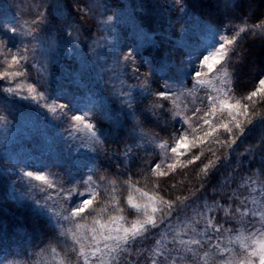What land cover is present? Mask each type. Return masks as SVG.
Instances as JSON below:
<instances>
[{
	"label": "rangeland",
	"instance_id": "374dc122",
	"mask_svg": "<svg viewBox=\"0 0 264 264\" xmlns=\"http://www.w3.org/2000/svg\"><path fill=\"white\" fill-rule=\"evenodd\" d=\"M141 2L142 0H79V4L84 7L87 14L74 13L70 18L71 28L66 29L61 25L59 28L48 27L45 31H40V26H37L39 40H32L31 43H27L30 37H10V41L17 45L20 39H24V47L30 49L25 53L26 67L20 69L25 71L26 75L10 76L0 81V169L8 172L10 176V194L15 202L19 197H25V203L28 205L26 208L31 210L32 198L42 201L46 199L47 206L53 210H61L70 206L63 202L67 189L75 188L78 192L89 191L88 185L81 182L88 179L90 163L95 155L91 153L93 147L90 133L82 124L72 121L71 116L84 114L80 112L81 109L87 110L89 105H96L95 110L85 116L86 122L95 124V130L103 138L102 144L94 146L98 156L96 161L98 168L92 176V181L95 182L94 187L99 193L94 204L103 201V205L107 206L109 202L115 205L116 201H119V206L126 211L124 213L117 210L106 213L94 212L87 219L67 223L66 235L61 236L57 231L61 243L76 249L73 252L80 264H83V258L78 257L80 245L74 243L72 232L82 239L85 253L94 250L97 244L104 249L105 241L101 233L108 235L111 231V234L116 236L117 229L121 225L128 227L129 222L142 217L145 206L148 212H151L153 207L159 206L160 199L145 191L141 187L143 184L133 183L137 182L138 178L132 179L131 173L128 175L129 165L133 160L144 164L151 171L158 163L161 165L160 170L166 171L167 166L172 163L178 162L177 166L186 165L189 159L186 156L199 154L209 146L221 147L216 143L200 144L197 140L198 147L192 152L178 156L171 151V148L175 147L174 127H171L169 134L165 133L163 136L160 133L154 134L155 127L171 126L169 124L173 123L177 111L181 112L178 118L181 121L188 117L194 120L195 108H199L200 115L204 116L206 112L211 111L212 101L208 99L209 96L218 98L217 105L220 100L227 99L228 103H234L235 99H239L234 94L228 64L218 65L217 70L212 73H208L207 69L198 64V58L211 50L209 44L214 46L220 42L219 35L224 34L222 31L218 32L214 39V29L192 13L185 18L182 17L177 9L169 6V0L148 1L147 6L150 7H145L143 10L140 8ZM56 3L57 0H0V14L9 20L12 19L18 29L27 32L34 19H39L40 16L51 19L52 13L59 16L61 14L59 8H54ZM145 12L153 14V22L147 24L144 21L142 14ZM108 16H112L113 19L108 21ZM138 24H143L145 30L155 34L154 47L141 50L144 35L136 30ZM65 31H70L71 36L64 35ZM128 50L133 51L135 64L140 70L139 74L147 76V83L143 79L137 80L129 63L123 60V55ZM13 52H16V49H13ZM16 54L19 55V52ZM189 54L193 58L190 66H188ZM11 55L12 53L6 51L0 52V73L17 70L15 65L10 67ZM143 59H149L154 69L143 64ZM182 68H186L184 72L180 71ZM197 70L204 73L200 78L204 80L203 84L191 78ZM150 71L153 75L148 76ZM48 73H51L50 78ZM163 79H167L166 82L175 89L173 97L162 102L170 111L166 109L159 119L151 118L150 122L153 124L147 123L144 120V111L157 98L146 97L144 90L145 88H150L152 92L159 90L165 83ZM30 86L36 89L32 93L28 92ZM8 87L16 88L18 92L8 93L6 91ZM121 91L132 93L137 116L142 121L140 126H137L132 119L126 120L124 113L126 110L120 103ZM31 96H35L36 99L32 100ZM24 97L29 98L24 99ZM60 104H65L66 107L59 109ZM51 107H57L58 111L52 113L49 111ZM206 118L210 119L217 128L221 122H227L229 119L227 110ZM189 123L197 128V132L191 134L188 125L182 124V127L188 130L190 141L203 136L201 126L203 130H208V126L203 125V120L198 124L193 121ZM108 125L114 130H110ZM117 129L122 131L121 134L126 136L124 140L127 141L118 152L113 147ZM141 129L147 133V139L140 135ZM217 135L223 140L227 134L220 129ZM206 139L212 140V138ZM161 144H165L166 147L161 148ZM250 145L252 144L248 143L239 152L231 154L229 149L225 148L226 155L233 161L234 169L228 171V167H224L221 172H225H220L219 182L214 190L201 198L184 203L158 231L154 230L153 236L136 243L129 250V258L139 260L141 264H148L152 251L165 248L179 249V253L172 252L177 264H219L220 257L209 247V243L219 244L221 249L234 250L224 253V259L235 262L244 256L241 242L236 241V237L240 233L245 237L249 236L250 229L244 227L247 218L241 223L239 213L232 218V208H235L240 201H245L248 207L252 208L254 197L259 199V206L264 207V172H257L256 169L260 167L255 165V168L251 169V164H248L247 160V157L253 156L255 150L264 154V149L258 147L254 152L249 153ZM126 146L132 148L127 161L123 156ZM21 170L42 171L52 187L41 181L23 177ZM121 173L123 178L118 176ZM253 180L255 184H252ZM33 185L35 187H32ZM253 187L255 191L252 190ZM113 196L116 201L112 200ZM129 197L134 204L141 206L139 212L128 205ZM149 197L153 200L150 201ZM229 197L232 199L229 200ZM72 199L78 202L80 197L73 196ZM216 202H219L223 208H215ZM206 204L213 207L212 212L207 211ZM229 204L232 208H228ZM175 214H181L177 215L180 221ZM120 215H125L127 222L125 220L111 222V217ZM156 216L159 219V213ZM212 216L215 217L214 227L223 225V229L220 232H209L208 235L212 236L209 242L198 234L205 231L206 220ZM101 225L105 227L101 228ZM255 226L260 228L261 224L257 222ZM93 229L96 231L94 232ZM94 235L97 237L96 241L92 240ZM191 238L201 239V244L180 243L181 240L187 242ZM152 239H156L155 243H152ZM253 239H261V237L257 235L244 243L251 244ZM107 243L113 244L114 241ZM90 245L92 247H89ZM187 248H191L196 253L195 258L187 259L192 256V253H187L185 260L181 261L180 256L185 255ZM58 251L48 249V252L43 256H37L32 263L11 259L3 262L4 264H37L38 262L68 264ZM99 255L100 253H97V256ZM91 264H100V262L93 257Z\"/></svg>",
	"mask_w": 264,
	"mask_h": 264
},
{
	"label": "snow or ice",
	"instance_id": "6c2138e0",
	"mask_svg": "<svg viewBox=\"0 0 264 264\" xmlns=\"http://www.w3.org/2000/svg\"><path fill=\"white\" fill-rule=\"evenodd\" d=\"M224 4L228 7H239V0H224ZM169 6L177 9L182 17H186L187 15H191L189 9L188 0H169ZM54 8H59L60 15L57 16L52 13V18L48 19L47 16H40L39 19H34L27 32H24L17 28V25L13 23L12 19L9 20L6 16L0 14V52H8L12 53L11 55V64L10 67L15 65L17 66L16 71H5L0 73V81L5 80L8 77H22L25 76V71L20 69L26 67V55L25 53L29 52L30 49L24 47L25 40L20 39L19 45L13 44L10 41V37H30L27 40V43H31L32 40H39L38 33L36 31L37 26H40V31H45L48 27L59 28L63 25L66 29L71 28L72 25L70 23V18L74 13L80 12L87 14L84 11V7L79 4V0H57ZM200 21L209 25L212 29L215 30L214 39L220 30L211 22L210 19L196 17ZM113 19L112 16H108L107 20L111 21ZM136 30L138 32H142L144 35V44L141 50L146 48H152L155 46V34L150 31L145 30L143 24H138ZM7 34V35H6ZM70 31H65L64 35L71 36ZM243 34V35H242ZM246 36H254L261 37L264 40V21L262 23L254 26H249L247 28H240L238 32L234 35L230 32L228 34H220L219 35V43L212 46L211 50L206 54L199 57V65L203 68L207 69L208 73H212L217 70V66L231 63L234 58L243 59V52L240 49V42ZM139 45V41H137ZM13 49H16V52H19V55L16 52H13ZM21 49H23L21 51ZM123 60L129 63L131 70L137 80H145L147 83V76H141L139 67L135 64V57L132 50H128L123 55ZM193 62L192 56L189 54L188 57V66ZM143 64L150 66V68L154 69L151 61L149 59H143ZM186 68H182L180 71L184 72ZM47 71V69H44ZM50 74L48 73V77L50 78ZM153 75V72L150 71L148 76ZM204 75L200 70L195 71L191 78H195L197 83L203 84L204 80L200 79ZM165 80V83L162 87L152 92L150 88H145V96H155L157 99L153 100L152 103L145 109L144 111V120H150L151 118L159 119L161 114L167 109L166 104L162 103L163 101H167L173 97L175 89L172 85H169ZM36 89L33 87L28 88V92L32 93ZM8 93L16 94L18 89L13 87H8L6 89ZM120 95V103L125 108L126 120L132 119L137 126H140L142 123L140 117L137 116L136 113V105L134 103V97L131 92L121 91ZM15 97V95L13 96ZM29 97H24V99H28ZM32 100H35V96H31ZM209 100L212 101L211 111L206 112L204 116L200 115V109L195 108L193 110V120L192 117L185 118L183 121L178 118L181 116V112H175L173 123L175 125L173 129V136L175 139V147L171 148V151L178 156H183L186 152H192V150L199 145L197 144V140L200 144H209L216 143L221 145L222 148L229 149V154L234 153L236 149L237 143L241 140V138L245 137L251 130L258 124H264V77L258 79V83L254 86L253 90H251L246 96L235 99L234 103H228L227 99L220 100L219 105H217L218 98L215 96H209ZM175 103V101H173ZM204 103V101H201ZM207 107V105H205ZM59 109H64L66 107L65 104H60ZM96 105H89L87 110L81 109L80 112L84 114H73L71 116V120L78 122L83 125L84 129H87L90 133V141L91 146L93 147V151L91 153L95 154L92 162L90 163L91 167H89V175L86 181H82V184H87L89 191L88 192H78L75 188H69L66 190V196L63 197V202L68 203L70 206L67 208H62L61 210H53L50 206H47V200L44 199H31V210L33 215H35L38 219L46 218L45 227L50 229H54L60 232L61 236L66 235L65 225L67 223L76 222L79 220L87 219L88 216H91L94 212L106 213L110 210H117L121 213H124L126 210L119 206L120 202L116 201L115 196L112 197L113 201H116L115 205L111 202L107 206L103 205V201H99L97 204H94V201H97V197L99 193L96 191L94 187V181H92V176L95 175V171L98 168L96 163L98 156L95 152V145L102 144L103 138L98 135V132L95 130L96 125L93 123L86 122L85 116L94 111ZM261 109L257 111V109ZM170 111V109H167ZM224 110H227L228 121L221 122L219 124V128L212 124V121L206 118L209 115H215L217 112L223 113ZM52 113H56L58 111L57 107H51L49 109ZM203 120V125L208 126V130H203L201 126V131H203V136L196 137L193 140H189L188 138V130L182 127V124H187L188 128H190L191 134H195L197 132L196 127H192L189 121H193V123H197ZM223 129L224 133L227 135L223 140L218 138L219 130ZM184 133V134H181ZM140 135L147 139V133H144L141 129ZM170 138H172L170 136ZM206 138H212L211 141ZM261 144H264V138L261 141L257 142L256 145L249 146V153L254 152V150L260 147ZM85 145L82 142V147ZM161 148H165V144L160 145ZM184 150V151H181ZM107 151V150H105ZM209 152L212 156L216 157L215 160L206 158L207 163L203 164L201 169L204 174V180L201 182V188L208 184L211 178L214 177L215 171L219 168L220 162L222 160L226 161L227 157L224 156H216V151L209 148ZM132 153L131 147H125L123 150V156L126 161L130 158V154ZM115 155V153L113 154ZM204 153L201 152L199 154L193 153L189 159L187 160V164H193L196 161H201L202 157H204ZM252 157L250 156V160ZM178 163V162H177ZM177 163L169 164L167 167L169 170L175 171L177 168ZM184 165V167L187 166ZM261 167L256 169L257 172H264V156L260 159ZM161 165L155 164L152 171L159 177H163L167 175V172L164 170H160ZM21 175L29 180L41 181L44 184L52 187L51 182L48 178L43 174L42 171H24L21 170ZM252 184H255V180L252 181ZM32 187H35L34 185ZM31 190V188L29 189ZM139 191V189H136ZM255 191L256 189L253 187L252 189ZM41 191H43L41 189ZM143 195H147V193H143ZM73 196L80 197L79 201H75L72 199ZM232 198L229 197V200ZM25 197H19L16 199L17 206L21 209L26 208L28 205L25 203ZM149 200L152 201L153 198L149 197ZM188 200L187 196L183 198L181 196H176L175 199H165L163 196L160 198L159 206L153 207L151 212L147 211V206H145L143 210L142 217H138L133 221L129 222L128 227H123L122 225L117 229V235L113 236L111 231H109L108 235H104L101 233V237L105 241L104 249H101L98 244L94 247V250L85 253L84 244L82 239L76 236L75 232H72V239L75 244L80 245V250L78 253V257L83 258V264H91L92 258L96 257L100 264H141L139 260L130 259V249L138 243L140 240H147L149 237L155 234L154 230L158 231L163 224H165L169 217H171L177 210L178 205H183L185 201ZM128 205L131 208L135 209L137 212L141 210V206L138 204H134L132 202V198L129 197L127 201ZM253 207L249 208L245 201H240L235 208H232V205L229 204L228 208H232V218H235V215L239 213L241 217V223H244V218H247V223L244 224L245 228L250 229L249 236L245 237L243 233H240L236 237V241L241 242L242 251L245 253L239 260L233 261L231 259H224V253L231 252L234 250L229 249H221L219 244H211L209 243V247L214 250L215 254H218L220 257L219 264H256V259L258 258V264H264V207L259 206V199L253 198ZM119 206V207H117ZM205 208L208 212L213 211V207L209 205H205ZM215 208L221 209L223 208L219 202L215 203ZM243 209V211H241ZM227 211V209H224ZM159 213V219L156 214ZM202 215V214H201ZM111 222L115 223L117 220H126L125 215H120L118 217H111ZM215 217L212 216L206 220V229L204 232L199 233L198 235L202 237L205 241H211L212 236L208 235L209 232H220L223 229V225L219 227H214ZM98 222V221H96ZM259 222L261 224L260 228H256L255 224ZM77 227L79 225L77 224ZM105 227V225H101V228ZM36 230H39V226H37ZM95 232L96 230L93 229ZM123 233L120 235L119 233ZM261 237V239H253L251 244L244 243L245 241L252 239L256 236ZM0 239H2V234H0ZM93 241L97 240V237L94 235L92 237ZM107 241H114L113 244L107 243ZM159 243V242H158ZM181 244H201V239L191 238L187 242L184 240L180 241ZM89 247H92L91 245ZM106 249V251H105ZM251 249V251H249ZM74 252L75 248L72 249ZM55 251V249H53ZM175 251L179 253V249H165L160 248L159 250L152 251L150 257L148 258V264H177L176 259L172 256V252ZM97 253H100L97 256ZM126 253L128 255H126ZM187 253H192L191 257H187V259L191 260L195 258L196 253L193 252L191 248H187L184 256H180V260L184 261ZM207 256L208 253L206 252ZM0 264H4L3 260L0 259ZM69 264H79L77 257H72L69 259Z\"/></svg>",
	"mask_w": 264,
	"mask_h": 264
},
{
	"label": "trees",
	"instance_id": "16d2710c",
	"mask_svg": "<svg viewBox=\"0 0 264 264\" xmlns=\"http://www.w3.org/2000/svg\"><path fill=\"white\" fill-rule=\"evenodd\" d=\"M148 1L151 0H142L140 4L142 10L148 7ZM188 2L192 14L210 19L224 34L231 32L234 35L242 27L247 28L252 26L254 28L255 25L264 21V0H239L240 6L235 8L226 6L224 0H188ZM152 16L153 14L150 12L149 14L147 12L142 14L147 24L150 21H154ZM240 49L243 52V59L234 58L227 65L232 79L234 94L239 99L253 90L259 78L264 77V40L261 37L246 36L240 42ZM260 110L259 108L257 109V111ZM150 121L151 119L146 122L153 124ZM169 125L171 126L162 125L161 128L156 126V130L153 131L154 134L160 133L162 136L165 135L171 127H175L174 123ZM108 128L112 131L114 130L110 126ZM116 131L117 135L114 137L115 145L113 147L118 152L127 141L124 140L126 136L121 134V130L118 131L117 129ZM262 138H264V124L258 123L250 133L241 138L237 143L235 146L237 150L235 152H239L248 143L256 145ZM209 148L216 151V156L227 157V160L220 162V166L215 171L214 177L201 188V182L204 180V174L201 169L203 164L207 163L206 158L216 159L209 152ZM260 148L264 149V144H261ZM203 153L205 155L201 161L188 164L186 167H184L185 164L177 166L175 171L168 169L166 170L167 175L163 177L157 176L149 168L145 167L144 164L133 160L129 165L128 175L131 173L132 179L134 177L138 178L137 182H132L138 185L143 184L141 187L148 193L155 195L158 199L162 196L165 199H175L178 195L182 198L187 196L188 200L185 201L186 204L214 190L218 185L220 172L224 167L227 166L228 171L234 169L232 165L233 161L226 155L225 148L209 146ZM252 155L251 160L250 157H247L248 164H251L250 168L261 167L260 159L264 154L255 150ZM140 158L143 159V157ZM7 173L0 169V234H2V239H0V259L3 261L10 259L12 261L25 260L32 263L37 256H43L48 252V249L52 248L59 250L58 252L63 255V260L69 264V259L76 257L73 250L60 242V236L56 230L44 226L46 224L45 219H38L33 215L32 210L28 208L21 209L17 206V203L10 194L11 179ZM118 176L119 178H123V173ZM128 177L130 179V176ZM181 206L178 205L177 209ZM175 215L177 220L180 221L177 215L181 214ZM37 226H39L38 231L36 230ZM155 240L152 239V243H155Z\"/></svg>",
	"mask_w": 264,
	"mask_h": 264
}]
</instances>
